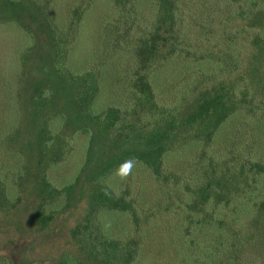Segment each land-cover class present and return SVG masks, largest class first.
<instances>
[{"label": "trees", "instance_id": "1", "mask_svg": "<svg viewBox=\"0 0 264 264\" xmlns=\"http://www.w3.org/2000/svg\"><path fill=\"white\" fill-rule=\"evenodd\" d=\"M0 264H264V0H0Z\"/></svg>", "mask_w": 264, "mask_h": 264}, {"label": "clouds", "instance_id": "2", "mask_svg": "<svg viewBox=\"0 0 264 264\" xmlns=\"http://www.w3.org/2000/svg\"><path fill=\"white\" fill-rule=\"evenodd\" d=\"M136 161L134 159H128L124 161L118 168L114 169V175L119 177L120 179L127 178L132 169L135 167Z\"/></svg>", "mask_w": 264, "mask_h": 264}, {"label": "rangeland", "instance_id": "3", "mask_svg": "<svg viewBox=\"0 0 264 264\" xmlns=\"http://www.w3.org/2000/svg\"><path fill=\"white\" fill-rule=\"evenodd\" d=\"M54 242V241H53ZM39 252H41V250L39 251ZM42 253V252H41ZM50 252H47V254H49ZM43 256V257H42ZM42 256H39L40 258L39 259H42L43 258V260L45 259V258H47L44 254L42 255Z\"/></svg>", "mask_w": 264, "mask_h": 264}]
</instances>
